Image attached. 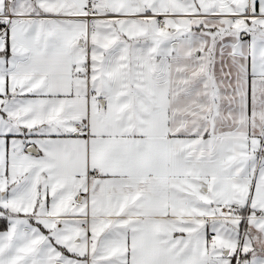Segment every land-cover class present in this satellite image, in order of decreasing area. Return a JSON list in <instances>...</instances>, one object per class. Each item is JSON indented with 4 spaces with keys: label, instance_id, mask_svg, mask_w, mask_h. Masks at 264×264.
<instances>
[{
    "label": "snow or ice",
    "instance_id": "1",
    "mask_svg": "<svg viewBox=\"0 0 264 264\" xmlns=\"http://www.w3.org/2000/svg\"><path fill=\"white\" fill-rule=\"evenodd\" d=\"M0 264H264V0H0Z\"/></svg>",
    "mask_w": 264,
    "mask_h": 264
}]
</instances>
